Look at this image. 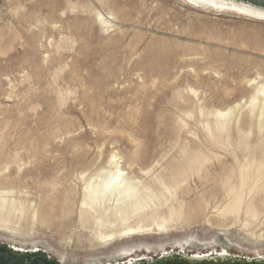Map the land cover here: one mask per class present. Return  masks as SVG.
Listing matches in <instances>:
<instances>
[{"label":"rangeland","instance_id":"1","mask_svg":"<svg viewBox=\"0 0 264 264\" xmlns=\"http://www.w3.org/2000/svg\"><path fill=\"white\" fill-rule=\"evenodd\" d=\"M260 86L264 20L247 14L188 0H0V192L23 210L0 211V245L61 264L264 260V189L231 207L220 185L237 161H264L261 102L249 112ZM112 155L141 184L180 183L123 219L108 201L84 215L83 185ZM196 157L199 171L187 167Z\"/></svg>","mask_w":264,"mask_h":264},{"label":"bare ground","instance_id":"2","mask_svg":"<svg viewBox=\"0 0 264 264\" xmlns=\"http://www.w3.org/2000/svg\"><path fill=\"white\" fill-rule=\"evenodd\" d=\"M193 4H207L220 9H227L236 11L238 13L247 14L258 19L264 20V4L254 2L251 0H188ZM104 16L100 12L96 13V17L101 25L105 27L111 26V17ZM261 85V84H260ZM257 101L261 102V108L259 116L264 113V86L256 88L254 95L251 97L250 101V110L253 112ZM232 109H228L226 112H216L217 122H219L215 127L220 132L228 130V116L231 114ZM262 123V122H261ZM257 124V123H256ZM242 125V124H241ZM208 128V127H207ZM215 129V130H216ZM209 133L212 134V130L208 128ZM248 132V131H247ZM248 134V133H247ZM218 144H222L220 137L214 136ZM263 139V138H262ZM238 140V139H237ZM242 140V139H241ZM238 142V141H237ZM236 142V143H237ZM227 143V142H226ZM244 143V142H243ZM220 144V145H221ZM228 144V143H227ZM239 144V143H238ZM242 144V143H241ZM224 144H222L223 146ZM243 145V144H242ZM220 147V146H219ZM249 146L245 143V148ZM241 148V147H240ZM264 155V154H263ZM110 169L103 173H99L93 179L85 181L83 187V198L81 204L84 211L82 214L91 216L93 213L94 218H98L99 215L95 212V205L108 201L111 202L112 215L113 219H123L129 215L136 214L137 211H140L144 208L150 206V202L153 199H164V191L170 192L173 186H177L180 182L177 181V178L171 177V183H167L162 178H152L150 182L141 184L140 181H135L132 178H129L125 175L124 170L121 168L120 164L116 161L115 155H112L109 159ZM237 168L232 169L229 175L222 180L220 183L221 187L226 191L228 196H231V202L229 206H239L244 200V195L250 194L252 191H256L258 188L264 189V161L257 162L253 156L248 158L245 163L237 161ZM108 167V166H107ZM187 167L191 170L195 169L199 171L201 168L200 159L198 157L192 159ZM103 170V169H101ZM182 174L184 173L181 172ZM182 179L181 181H183ZM155 183L159 184L162 187V190L154 187ZM7 193V192H6ZM5 191L0 192V211H9L18 210L22 212V204L18 207H14L12 203L9 202L8 198L4 195ZM12 201V200H11ZM158 203V202H157ZM164 203V202H163ZM162 203V204H163ZM105 204V203H104ZM106 206V204H105ZM154 206V205H153ZM93 211L91 212L89 211ZM100 210V209H99ZM8 212V213H9ZM141 212V211H140ZM119 215H116V214ZM7 213L0 212V220H6ZM143 217H156L155 214H141ZM163 228V226H161ZM137 228H126L124 235H135L137 233ZM113 235H109L106 239L112 240ZM14 254V253H13ZM20 257H22L20 255ZM22 259H26L22 257Z\"/></svg>","mask_w":264,"mask_h":264},{"label":"flooded vegetation","instance_id":"3","mask_svg":"<svg viewBox=\"0 0 264 264\" xmlns=\"http://www.w3.org/2000/svg\"><path fill=\"white\" fill-rule=\"evenodd\" d=\"M0 249L6 250L9 248L0 245ZM10 251L14 253L12 250ZM14 255L18 254L14 253ZM21 256L25 257L23 254H21ZM134 264H264V260L260 258L243 259L225 255L194 256L178 252L173 254L170 253L168 255H161L155 259H150L147 261H137Z\"/></svg>","mask_w":264,"mask_h":264},{"label":"water","instance_id":"4","mask_svg":"<svg viewBox=\"0 0 264 264\" xmlns=\"http://www.w3.org/2000/svg\"><path fill=\"white\" fill-rule=\"evenodd\" d=\"M258 3H263L264 0H251ZM21 254L14 255L9 249H0V264H61L56 261H51L42 256H36L35 258L28 259L26 255L25 260L20 257Z\"/></svg>","mask_w":264,"mask_h":264}]
</instances>
